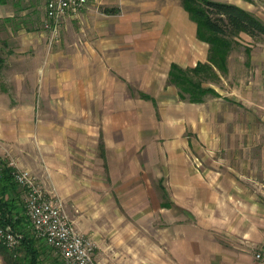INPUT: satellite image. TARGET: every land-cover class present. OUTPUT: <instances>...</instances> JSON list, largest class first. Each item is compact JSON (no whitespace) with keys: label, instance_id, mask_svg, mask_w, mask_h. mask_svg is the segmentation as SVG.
Here are the masks:
<instances>
[{"label":"crops","instance_id":"crops-1","mask_svg":"<svg viewBox=\"0 0 264 264\" xmlns=\"http://www.w3.org/2000/svg\"><path fill=\"white\" fill-rule=\"evenodd\" d=\"M26 1L0 0V70L8 74L7 87L0 85V166L8 147L29 167V147L39 143L33 166L43 186L91 208L112 194L117 173L127 182L131 164L148 188L139 204L153 199L169 212L165 230L154 231L152 264H263L255 253L264 242V44L241 33L224 70L193 75L216 93L191 101L170 81L171 66L211 64L210 46L183 0H91L62 19L57 37L44 26L46 0L43 12ZM222 1L254 11L243 0ZM21 16L30 27L16 25ZM72 144L98 149L102 169L92 166V153L74 157ZM130 154L140 161L130 163ZM18 188L0 189V197L15 202L12 224L24 232ZM25 236L12 249L17 264L32 254L59 264L44 240ZM94 257L120 264L97 248Z\"/></svg>","mask_w":264,"mask_h":264},{"label":"rangeland","instance_id":"rangeland-1","mask_svg":"<svg viewBox=\"0 0 264 264\" xmlns=\"http://www.w3.org/2000/svg\"><path fill=\"white\" fill-rule=\"evenodd\" d=\"M12 1V0H10ZM30 2L29 0H27ZM26 1V2H27ZM35 3H39L38 9L39 11H44L45 7V0H33ZM222 1V0H219ZM47 2V0H46ZM243 3L246 5H250L252 7L253 12L259 15L261 18L264 19V0H243ZM24 1L19 2V6H22L21 9L24 10ZM46 9V8H45ZM41 13V12H40ZM76 15V14H75ZM70 16V15H67ZM47 20V11H46V19ZM21 21V22H19ZM22 22H27L30 24L27 18L21 16L18 22H15L18 27H25L27 26L26 23L23 25ZM61 24V23H60ZM58 31L56 32V37L59 34V27ZM15 25V26H16ZM45 26V25H44ZM27 27H30L29 25ZM241 38V37H239ZM257 42H261L264 44L263 37H257ZM244 41V39L241 38ZM241 44V43H240ZM8 79V74L2 72L0 70V85H5L7 87L6 80ZM5 80V81H4ZM39 99V98H38ZM40 102L39 100L35 103L34 109V121L40 119ZM34 142L35 139H34ZM162 155L166 152L167 144H160ZM72 147V152L75 154L74 157H77L81 154L92 153V157L90 158L92 166H97V170L101 168V157L99 156V150L97 149L96 154L93 153L90 148L91 147H80L76 144L70 145ZM10 148L7 147V150L4 151L5 155L2 156L5 158V162L13 163L12 165L15 166L18 170H29L35 177L38 184H40L43 189L51 196H55L60 198L64 202V207L66 213L69 215L70 219L74 221L76 226L82 233H86L91 235L96 239L97 242V252L98 256H101L102 259H116L120 261V264H152V252L151 247L154 240V231H164L165 229L163 226H166L165 221L169 220V212L167 207L162 206V210L156 209V206L151 205L153 199H149L148 203L150 206L142 207L145 203H140L141 197L145 196L148 188L146 186H139L136 180H140L142 177L138 175V171L140 170L139 167L133 168L130 164V168L128 169L130 175L127 179L121 177V174H116L115 179L119 182L113 187L112 194L107 191L106 197L103 199L102 204H91L92 207H80L76 204L73 200L64 199L61 195L55 192H49L41 182L39 178V170L40 167L38 166V171L34 168L38 165L40 160V144L34 143L29 147L30 157L32 158L31 161L27 159L25 155V159L28 160L29 167H23L20 165V159L17 158L15 153H12ZM95 156V157H94ZM138 155H131L129 156V162L134 163L137 162L140 158ZM24 157H22L23 159ZM140 161V160H139ZM36 165V166H33ZM11 167V166H9ZM142 167V166H141ZM12 168V167H11ZM82 167L78 168L74 166V170L79 171L81 173ZM102 169V168H101ZM13 171V168H12ZM11 171V173H12ZM119 171V169L117 170ZM102 179L105 180V183L108 184V180L106 179V172L103 171ZM102 172V173H103ZM132 173V174H131ZM152 177V176H151ZM13 178V175H12ZM15 182V181H14ZM16 187H20L19 193L21 194V198L19 202H21L20 209L25 211V217L27 219V225L24 227V232H18L14 229L15 232L21 235L20 243L13 247L14 251H17L19 247L23 244L25 239V234H32L33 237L37 240V242H42L43 240L41 237L37 236L35 231L33 230V226L27 216L26 213V190L18 185L15 182ZM18 185V186H17ZM137 187H144L146 191H138ZM154 192H150L149 196H153ZM98 198H102L99 196ZM84 199H88V197H84ZM155 201V200H154ZM20 204V203H19ZM18 204V205H19ZM84 205H88L87 200H83ZM139 204V205H138ZM158 210V212H157ZM145 219H142V217ZM168 231V230H167ZM38 243V244H39ZM100 245V247H99ZM52 252L53 255H56L59 264H65L63 259L57 252L50 247H47ZM51 254V253H49ZM111 262L110 260L107 263Z\"/></svg>","mask_w":264,"mask_h":264},{"label":"trees","instance_id":"trees-1","mask_svg":"<svg viewBox=\"0 0 264 264\" xmlns=\"http://www.w3.org/2000/svg\"><path fill=\"white\" fill-rule=\"evenodd\" d=\"M185 9L192 20L197 24V36L209 43V61L211 64L199 63L195 68L183 69L177 64H172L169 79L177 84L180 97L191 101H201L207 93L215 94L213 89H204L201 81L194 78L201 69L205 73L213 71L214 67L221 70L226 66L229 53L236 39L241 33H246L253 38H264V20L252 11L236 4L218 0H183ZM2 59L0 58V64ZM204 67V68H203ZM12 168L8 162L0 166V189L3 193L16 184L12 178ZM167 197V192L164 190ZM15 202L0 197V226L12 224L14 215L11 214ZM164 205H167L165 202ZM14 228V226H13ZM15 229V228H14ZM25 240V239H24ZM24 242V241H23ZM0 253L4 256L6 264H17L15 252L0 241ZM39 257L32 254L28 259L29 264H40Z\"/></svg>","mask_w":264,"mask_h":264},{"label":"built area","instance_id":"built-area-1","mask_svg":"<svg viewBox=\"0 0 264 264\" xmlns=\"http://www.w3.org/2000/svg\"><path fill=\"white\" fill-rule=\"evenodd\" d=\"M90 1L47 0L45 27L56 36L62 19L78 14ZM12 164L8 163L13 168V180L26 190V213L36 235L55 250L65 264H98L94 257L96 241L75 228L66 213L64 202L49 195L29 170H18ZM20 238L21 235L14 231L11 224L0 226V241L10 249L20 243ZM255 258L264 264V242L256 251Z\"/></svg>","mask_w":264,"mask_h":264}]
</instances>
